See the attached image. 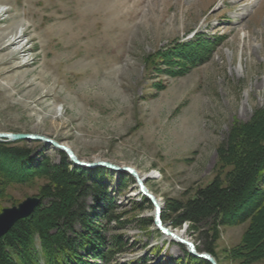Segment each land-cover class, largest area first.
Masks as SVG:
<instances>
[{
  "label": "rangeland",
  "instance_id": "rangeland-1",
  "mask_svg": "<svg viewBox=\"0 0 264 264\" xmlns=\"http://www.w3.org/2000/svg\"><path fill=\"white\" fill-rule=\"evenodd\" d=\"M16 33L22 42L9 46ZM186 42L200 50L193 61L182 56ZM260 110L264 0H0V132L43 134L82 160L155 174L145 184L162 202V216L216 176L225 178L231 166L221 148L233 127ZM4 143L44 151L50 165L62 161V150L40 140ZM67 163L102 169L116 198L119 220L101 214L100 232L107 253L115 240L123 251L100 264H187L188 246L157 228L155 205L137 193L132 174ZM122 175L133 179L120 186ZM48 182L10 183L1 212L29 196L47 204L40 191ZM98 204L93 194L86 200L87 210ZM174 220L171 213L166 225L206 251L214 237L208 225ZM248 225L218 226L212 247L219 264H246L234 250Z\"/></svg>",
  "mask_w": 264,
  "mask_h": 264
},
{
  "label": "trees",
  "instance_id": "trees-1",
  "mask_svg": "<svg viewBox=\"0 0 264 264\" xmlns=\"http://www.w3.org/2000/svg\"><path fill=\"white\" fill-rule=\"evenodd\" d=\"M181 52L193 61L200 50L186 42ZM12 144L0 141V204L6 198V187L10 183H24L39 176L49 180L40 191L48 203L42 202L30 217L19 220L0 238V264H100L99 259L106 260L111 256L108 253L113 256L123 251L121 240L119 244L113 241L117 245L115 250L110 249L107 253L104 249L100 217L111 222L119 220V216L114 214L116 198L107 187L102 169L88 171L75 166L70 169L64 151H60L62 161L50 165L49 155L44 151L39 153L31 146ZM221 159L224 166H231L225 178L216 176L185 203L174 202L169 212L174 214L176 226L184 222L194 229L208 225V230L214 231L213 240H216L219 225L248 221V228L234 255L246 264L263 261L264 110L257 111L251 121L233 127L229 141L221 148ZM2 160H6L5 165ZM121 177L120 186L131 178ZM92 194L99 207L87 210L86 200ZM2 208L0 206V212ZM171 213L162 216L165 223ZM212 242L205 250L216 256ZM185 253L187 264H211L187 250Z\"/></svg>",
  "mask_w": 264,
  "mask_h": 264
},
{
  "label": "water",
  "instance_id": "water-1",
  "mask_svg": "<svg viewBox=\"0 0 264 264\" xmlns=\"http://www.w3.org/2000/svg\"><path fill=\"white\" fill-rule=\"evenodd\" d=\"M21 140H40L46 143L47 145H52L64 152H66L71 159V161L80 167L85 168H107L112 171H118L120 173H130L132 174L138 184L139 190L145 195L154 205H155V224L158 226L164 233L174 237L181 243L187 244L189 246L190 252L199 258L209 261L211 264H219L216 258L207 251L199 252L196 250L195 245L192 242L183 240L178 237L176 233L166 225L162 217L163 205L160 204V200L152 192L149 191L145 182L140 178L139 173L130 166H121L107 160H95V161H86L80 159L77 154L69 146L58 142L46 135L38 133H17V132H0V141L1 142H16ZM42 199L38 196H29L16 206L6 207L0 213V238L5 236L13 226L21 219L30 217L36 208L41 203Z\"/></svg>",
  "mask_w": 264,
  "mask_h": 264
},
{
  "label": "bare ground",
  "instance_id": "bare-ground-1",
  "mask_svg": "<svg viewBox=\"0 0 264 264\" xmlns=\"http://www.w3.org/2000/svg\"><path fill=\"white\" fill-rule=\"evenodd\" d=\"M242 14H244V13H242ZM21 36L22 35H20L19 33H16L15 35H13V38H15V40L13 41V42H11L10 44H9V46L10 45H13V44H20L21 42H22V40H21ZM12 38V39H13ZM13 47V46H12ZM23 47V46H22ZM24 48V47H23ZM22 48V49H23ZM235 70H236V72H238V74H240V72H241V67L239 66V65H237L236 67H235ZM139 176H140V178L144 181V182H146L148 179H150V178H155V177H157L155 174H153V173H151V174H141V173H139ZM138 194H143L140 190L137 192ZM160 204L162 205V202L160 201ZM175 233H176V235L178 236V237H183V238H185L186 237V231L185 230H183V229H180V230H177V231H174ZM164 235H166L168 238H171L172 236H170V235H168V234H164ZM171 239H174V237H172Z\"/></svg>",
  "mask_w": 264,
  "mask_h": 264
}]
</instances>
